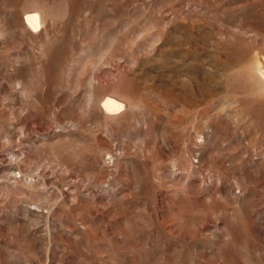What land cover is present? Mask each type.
I'll return each mask as SVG.
<instances>
[{
	"label": "rangeland",
	"instance_id": "374dc122",
	"mask_svg": "<svg viewBox=\"0 0 264 264\" xmlns=\"http://www.w3.org/2000/svg\"><path fill=\"white\" fill-rule=\"evenodd\" d=\"M0 264H264V0H0Z\"/></svg>",
	"mask_w": 264,
	"mask_h": 264
},
{
	"label": "bare ground",
	"instance_id": "6f19581e",
	"mask_svg": "<svg viewBox=\"0 0 264 264\" xmlns=\"http://www.w3.org/2000/svg\"><path fill=\"white\" fill-rule=\"evenodd\" d=\"M24 23L33 33H37L41 30V16L37 12L25 14ZM101 108L106 114H116L124 108V105L116 98L107 96L102 101Z\"/></svg>",
	"mask_w": 264,
	"mask_h": 264
}]
</instances>
